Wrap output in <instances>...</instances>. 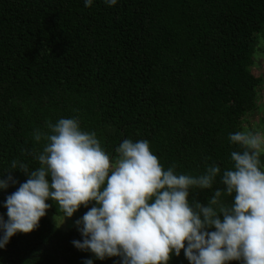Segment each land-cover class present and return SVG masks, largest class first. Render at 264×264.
I'll return each mask as SVG.
<instances>
[{"label": "trees", "instance_id": "1", "mask_svg": "<svg viewBox=\"0 0 264 264\" xmlns=\"http://www.w3.org/2000/svg\"><path fill=\"white\" fill-rule=\"evenodd\" d=\"M263 23L264 0H117L111 7L104 0L91 7L84 0H0V180L9 171L16 180L0 189V217L7 221L6 197L27 179L11 162L40 167L29 153L42 152L47 141L36 142L34 131L48 133V123L76 117L112 162L130 139L147 140L176 175L217 166L211 189H189L190 204L207 206L224 189L223 172L234 170L231 153L240 151L229 135L260 110L264 77L252 55ZM260 161L264 171V153ZM233 199L222 195L221 203ZM46 203L37 227L0 249V264H121L120 257L99 260L76 249L80 232L51 223L47 214H64L55 201ZM93 206L66 218L75 222ZM168 264L189 261L181 250Z\"/></svg>", "mask_w": 264, "mask_h": 264}, {"label": "clouds", "instance_id": "2", "mask_svg": "<svg viewBox=\"0 0 264 264\" xmlns=\"http://www.w3.org/2000/svg\"><path fill=\"white\" fill-rule=\"evenodd\" d=\"M93 0H84L91 7ZM114 6L117 0H104ZM50 52V50H49ZM48 133H33L36 142L47 143L42 152H31L40 167L13 160L11 168L27 176L6 197L7 221L0 217V249L16 233L28 234L55 201L65 217L81 205L95 202L75 222L82 240H73L80 251L96 259L120 257L121 264H168L172 255L184 251L189 264H264V131L244 130L229 135L240 151L231 153L234 170L221 177L224 189H216L207 206L193 200L189 189H211L220 169L213 165L196 177L164 170L147 140L125 139L110 161L95 132L80 128L79 118H61L48 123ZM9 171L0 189L16 184ZM230 206L221 196H232ZM223 216L221 220L219 217ZM214 228V231L208 229ZM185 244L187 245L185 247ZM84 264H93L88 259Z\"/></svg>", "mask_w": 264, "mask_h": 264}, {"label": "rangeland", "instance_id": "3", "mask_svg": "<svg viewBox=\"0 0 264 264\" xmlns=\"http://www.w3.org/2000/svg\"><path fill=\"white\" fill-rule=\"evenodd\" d=\"M257 50L253 53L252 66L257 69L262 76L264 77V23L262 24V31L257 36ZM259 99L258 103L260 105V110H257L253 113V115L249 116L246 120V123L243 124L242 131L244 130H260L264 131V120L262 116H264V81L261 84V88L259 91ZM51 223L61 229H68L71 227H76L75 222L70 221L64 216L56 217L51 214H47Z\"/></svg>", "mask_w": 264, "mask_h": 264}]
</instances>
